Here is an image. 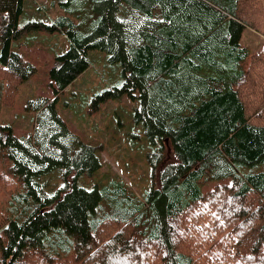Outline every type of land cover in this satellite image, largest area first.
<instances>
[{
	"label": "trees",
	"instance_id": "1",
	"mask_svg": "<svg viewBox=\"0 0 264 264\" xmlns=\"http://www.w3.org/2000/svg\"><path fill=\"white\" fill-rule=\"evenodd\" d=\"M54 1L67 16L19 26L24 0H0L2 103L35 72L11 50L21 36L68 40L48 71L54 94L88 68V51L103 52L123 82L94 101L137 102L151 186L142 200L119 183L77 186L101 167L99 147L52 102L24 140L0 125V194L12 210L0 211V264H264V40L254 52L241 43L247 28L264 37V0ZM56 168L53 189L41 177Z\"/></svg>",
	"mask_w": 264,
	"mask_h": 264
},
{
	"label": "rangeland",
	"instance_id": "2",
	"mask_svg": "<svg viewBox=\"0 0 264 264\" xmlns=\"http://www.w3.org/2000/svg\"><path fill=\"white\" fill-rule=\"evenodd\" d=\"M34 4H38L39 8L35 9ZM59 16L67 14L54 0H24V12L18 24L21 26L29 21L51 23ZM262 40L263 36L247 28L242 34L241 43L254 52ZM68 48V40L62 32H33L12 41L11 50L29 62L35 72L18 87L11 104L2 103L3 90H0V125L9 126L16 137L24 140L35 131L36 119L48 112L47 105L52 102L55 113L71 133L82 142L99 147L97 153L101 167L91 174L84 173L78 177L77 186L86 190H100L119 183L132 197L142 200L151 186L147 162L150 148L142 127L132 122V112L137 102L126 95L94 101L103 91L121 86V68L118 64H108L103 52L90 50L87 54L88 68L62 92L54 94L48 71L54 57ZM261 168H264V164H261ZM62 172V169L56 168L42 176L41 181H50L53 189L58 188L63 184ZM221 181L229 183L230 179ZM215 183L217 181L209 182L206 188H212ZM7 200L8 195L2 192L0 211L9 217L12 210ZM0 236L3 241V236Z\"/></svg>",
	"mask_w": 264,
	"mask_h": 264
},
{
	"label": "crops",
	"instance_id": "3",
	"mask_svg": "<svg viewBox=\"0 0 264 264\" xmlns=\"http://www.w3.org/2000/svg\"><path fill=\"white\" fill-rule=\"evenodd\" d=\"M34 7H39L38 4H34Z\"/></svg>",
	"mask_w": 264,
	"mask_h": 264
}]
</instances>
